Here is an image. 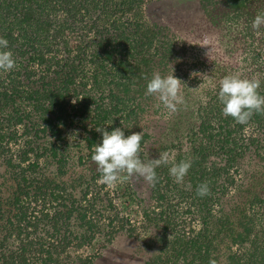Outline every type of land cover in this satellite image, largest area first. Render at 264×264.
<instances>
[{
	"label": "trees",
	"instance_id": "trees-1",
	"mask_svg": "<svg viewBox=\"0 0 264 264\" xmlns=\"http://www.w3.org/2000/svg\"><path fill=\"white\" fill-rule=\"evenodd\" d=\"M150 1L0 0V38L15 60L13 70H0V264H89L129 224L125 217L115 226L118 216L105 223L100 209L83 206L88 181L74 166L102 143L96 128H121L127 137L140 132L149 100L163 107L145 96L156 72L182 82L173 125L187 122L190 150L173 160L191 168L179 184L171 163L155 169L163 180L141 213L146 227L163 233L148 229L143 246L154 247L145 264H264V114L238 124L218 99L219 81L233 74L259 79L264 96V25L252 27L264 0H200L208 21L244 54L235 68L189 58L167 26L146 19ZM203 183L210 194L201 197ZM114 191L131 204L127 191ZM86 246L91 255L80 252Z\"/></svg>",
	"mask_w": 264,
	"mask_h": 264
},
{
	"label": "rangeland",
	"instance_id": "rangeland-1",
	"mask_svg": "<svg viewBox=\"0 0 264 264\" xmlns=\"http://www.w3.org/2000/svg\"><path fill=\"white\" fill-rule=\"evenodd\" d=\"M201 5L200 0H151L145 7V17L151 23L167 26L173 33L176 43L186 48L189 58L198 55L200 59L206 61V64L218 61L222 65H228L231 68L237 67L241 64L244 54L241 53V49L230 34L226 33L220 26L213 25L208 21ZM54 14L59 17L66 16L63 9H56ZM255 34L259 41V38L262 36L261 33L255 32ZM248 37H246V41H248ZM258 41L255 40L253 42L254 46ZM71 42H73V39L69 41V43ZM141 104L144 105V102L141 101ZM144 108L137 121L140 132H142V140L140 142L142 154H140L141 157L139 156L142 162L147 163L150 159L158 158L161 152L167 151L173 157L179 151L190 150V144L184 137V131L187 127L186 121L177 124L176 128H174L175 114L168 116L167 110L159 103H156L155 100L153 102L149 100ZM179 116L181 117V115ZM129 134L131 135L132 133L129 132ZM177 135L178 139L176 138ZM86 160L88 161L89 159L86 158ZM75 164L77 165L74 168L77 170L81 167L82 169L90 167L88 162L82 163V165L77 162ZM120 179L122 180H120L121 183L118 185L127 191L124 194L126 198H137V200L140 199L141 201L148 199L152 203L155 202L149 199L153 195L151 191L153 187L149 186L142 178L136 176L130 177L125 173ZM158 179L163 180L162 177ZM242 198V194L239 192V194L235 195L234 200L239 201ZM112 199H116L113 207L127 212L134 205L132 203L129 205L122 204L120 202L122 196L113 195ZM141 201L140 204L143 205L144 201ZM141 205H139L141 211L131 210L130 212L134 218L132 220L133 224H130V226L126 225L125 227L128 229L124 227L122 232L114 235L110 243L107 241L101 243L99 255L89 264H145L147 258H150L149 255L152 252V247H154L150 245L146 249L143 246V244L149 242L147 240L150 235L148 229L152 230L153 236L160 234V232L162 234L163 230H155L152 226H145L146 224L141 214ZM227 207H224V209H227ZM116 215L114 213L113 218ZM88 216L91 217V213L87 212ZM193 219L195 218L193 217ZM113 223L115 226L123 224L121 220ZM195 223L191 226L194 227ZM186 227L188 228V225ZM182 231L176 230L175 233L179 232L178 234L183 235ZM190 236L191 234L187 230L186 238ZM9 243L10 246L16 247L15 242L10 241ZM92 250L86 248L84 252L90 253ZM82 251L83 248L80 249V252ZM68 252L72 258L74 251L69 250ZM168 252L171 253L172 251ZM181 260L179 259L177 264L182 263Z\"/></svg>",
	"mask_w": 264,
	"mask_h": 264
},
{
	"label": "clouds",
	"instance_id": "clouds-1",
	"mask_svg": "<svg viewBox=\"0 0 264 264\" xmlns=\"http://www.w3.org/2000/svg\"><path fill=\"white\" fill-rule=\"evenodd\" d=\"M262 25L264 13L257 14L252 22L253 29H259ZM7 48L8 41L0 38V70L4 72L15 68L13 53L4 50ZM181 83L173 74L161 76L158 72L153 73L147 83L145 96H154L170 116L178 110V105L184 103ZM259 88V79H242L238 74L224 76L219 81L218 91V99L223 105L222 114L232 117L238 124H247L253 114H264V96L259 95ZM96 131L102 133V143L95 145L91 160L101 174L98 183L108 188L115 187L120 173L142 178L149 186L154 187L157 181L155 169L170 163L169 174L179 184L183 183L191 168L190 160L175 163L167 151L159 153L158 158L150 159L147 163L142 162L138 155L142 132H134L125 137L121 128H115L111 132L96 128ZM209 194L207 183L197 187L198 196ZM210 264H215V261H210Z\"/></svg>",
	"mask_w": 264,
	"mask_h": 264
},
{
	"label": "built area",
	"instance_id": "built-area-1",
	"mask_svg": "<svg viewBox=\"0 0 264 264\" xmlns=\"http://www.w3.org/2000/svg\"><path fill=\"white\" fill-rule=\"evenodd\" d=\"M84 153H87V152H84ZM86 158H88V157H85L82 159V163L88 162V165L90 167L84 168V169H82V167H81L78 170V172H81L83 175L86 176L87 181H88V183H86V185H84V189L87 188L88 191L86 193L85 198L82 200V203L84 204L83 206H87L89 203V205L90 204L94 205L96 208L100 209V212L103 213L101 219L105 223L108 222L110 219H113V215H114V213H116L117 214L116 216H118L119 218L122 219V223L126 222L124 219H125V217H127L129 224H126V225L130 226V224H133L132 220H134V218H133L132 214H130V212H131V210L132 211H141L139 209V205H141V204H139V200H137L136 198H133V199H129L128 197L126 198V199H129L132 204H134L130 208L131 210H129V212L124 211L123 209L120 210V209H117L116 207H113L114 201H116V199H112L113 195L120 196V194H116V192L114 191V188L115 187L117 188L118 184L121 183L120 180H122V179L119 178L115 187H113V188H108L106 185L99 184L98 180H99L101 174L97 171L96 165L94 164V162H92L91 157L88 158L89 159L88 161L86 160ZM77 163H78V161H77ZM82 163L80 162L81 165H82ZM124 174L125 173H120L119 175L121 177ZM107 192H109V194ZM102 199H103V202H102ZM120 202L122 203V200H120ZM143 205H141V206L143 207ZM119 207H120V205H119ZM113 210L114 211L117 210V211L114 212ZM142 217H143V215H142ZM86 248L91 249V247L86 246L83 248V252ZM99 253H100L99 249H97L96 250V256L94 257V259L99 255ZM84 254L91 255L92 251L90 253L84 252Z\"/></svg>",
	"mask_w": 264,
	"mask_h": 264
}]
</instances>
